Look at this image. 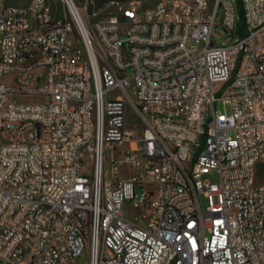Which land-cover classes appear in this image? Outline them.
<instances>
[{"label": "built area", "instance_id": "2783aa9c", "mask_svg": "<svg viewBox=\"0 0 264 264\" xmlns=\"http://www.w3.org/2000/svg\"><path fill=\"white\" fill-rule=\"evenodd\" d=\"M51 1L0 0V264H264V0Z\"/></svg>", "mask_w": 264, "mask_h": 264}, {"label": "rangeland", "instance_id": "374dc122", "mask_svg": "<svg viewBox=\"0 0 264 264\" xmlns=\"http://www.w3.org/2000/svg\"><path fill=\"white\" fill-rule=\"evenodd\" d=\"M29 0H6V3L8 4H14V5H25L27 4ZM96 1L97 0H92L90 2H88L87 4V13H88V19L89 21H92L96 18H100V17H103L105 16L108 12H115L117 10L116 8V4L115 2H110V1H107L106 3H104L101 7H98L96 8L95 5H96ZM76 4L78 6H82L83 3H84V0H75ZM52 3V6L54 8V10L56 12H58L60 10V4L57 2V0H52L51 1ZM234 3H235V6H236V10H237V13H236V21L239 22V13H238V7H237V2L236 0H234ZM144 6L147 4V3H143ZM89 7H91L92 10H94L96 13L95 14H90L91 11H89ZM223 28L219 25V24H216L214 25L213 29H212V35H211V39L214 41V43H220V44H225L226 43V38L223 34ZM1 81L2 82H5L6 84H11V79H10V76H4L3 78H1ZM18 99L20 100H23V101H26V102H31V101H40L42 100V98L40 96H23V97H18ZM215 109L217 111H225V112H229V104L228 103H223L222 99H217L215 101ZM129 119H131L133 122L135 121L133 115L130 114V117ZM139 127V125H137ZM108 158H109V154L106 153L105 154V158H104V165H105V169L106 171L108 170ZM82 170L86 171V172H90V167L88 165L87 162H84L83 164V167H82ZM126 173V171L124 169H122L120 171V174H124ZM259 180L261 179L260 177L258 178ZM137 192H140V188L137 187L136 189ZM202 201H203V204L205 205L206 204V200L205 198H202ZM83 259H78L76 261V263L78 264H86L84 262H82Z\"/></svg>", "mask_w": 264, "mask_h": 264}, {"label": "trees", "instance_id": "16d2710c", "mask_svg": "<svg viewBox=\"0 0 264 264\" xmlns=\"http://www.w3.org/2000/svg\"><path fill=\"white\" fill-rule=\"evenodd\" d=\"M107 1H111V0H97L95 7L96 8L101 7ZM112 1L121 2L124 0H112ZM236 2H237V7H238V13H239V25H240V28H242V26H243V13H242V9H241V2H240V0H236ZM89 11H92L91 7H89Z\"/></svg>", "mask_w": 264, "mask_h": 264}]
</instances>
